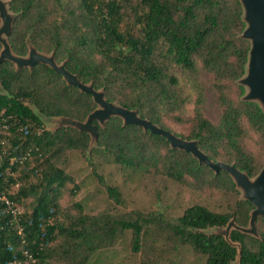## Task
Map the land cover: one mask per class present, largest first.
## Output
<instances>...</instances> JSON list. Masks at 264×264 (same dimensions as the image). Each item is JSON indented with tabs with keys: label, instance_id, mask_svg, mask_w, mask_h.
<instances>
[{
	"label": "trees",
	"instance_id": "16d2710c",
	"mask_svg": "<svg viewBox=\"0 0 264 264\" xmlns=\"http://www.w3.org/2000/svg\"><path fill=\"white\" fill-rule=\"evenodd\" d=\"M6 1L17 15L8 39L16 56L27 55L29 38L81 83L103 90L108 102L182 140L197 141L209 160L235 165L250 178L263 167L264 113L258 104L241 101L246 91L237 85L249 50L240 38L245 24L239 0ZM0 83V196L21 208L23 227L19 234L0 203V264L23 263L25 252L34 264H87L127 235L131 252L146 256L141 264H173L181 247L205 264L235 261L237 248L202 233L231 219L248 225L253 207L240 200L227 173L215 175L190 153L171 149L164 137L123 126L115 117L104 128L94 122L99 134L92 149L88 134L76 129L49 132L43 118L83 122L96 105L46 65L16 70L4 61ZM207 86L216 98L215 121L204 114ZM188 106L192 115L185 117ZM72 153L93 171L90 157L99 155L133 173L155 170L190 189L220 191L235 200L224 212L193 204L178 216L160 210L88 214L66 169ZM106 191L118 201L117 189ZM63 198L68 202L62 204ZM256 225L260 239L230 232L231 242L241 245L239 264H264V218Z\"/></svg>",
	"mask_w": 264,
	"mask_h": 264
},
{
	"label": "water",
	"instance_id": "95a60500",
	"mask_svg": "<svg viewBox=\"0 0 264 264\" xmlns=\"http://www.w3.org/2000/svg\"><path fill=\"white\" fill-rule=\"evenodd\" d=\"M242 7V20L245 28L240 38L249 43L245 74L238 80V84L245 89V94L241 98L243 102H253L258 104L264 113V0H239ZM8 1L0 0V64L4 61L11 62L16 70L22 68L32 69L41 64L46 65L55 73L60 75L67 86L77 88L81 93L90 95L96 105L83 122L75 121L66 117L43 118L46 129L49 132L57 131L61 128H73L88 134L90 138L89 148L97 147L98 128H101L113 117L121 119L123 126L135 125L150 131L154 135L164 137L171 149H177L190 153L199 164L207 166L215 175L225 172L233 181L236 190L240 193V200L249 202L253 209L246 227H239L231 219L225 227H214L202 231L205 235L221 236L234 248H237V256L232 264H239L241 245L232 243L230 232L239 231L255 239H260L257 230V220L264 218V165L259 173L250 178L246 173L240 171L235 165L223 162H214L198 148L195 140H182L181 138L169 133L157 125L138 116L134 110H128L116 103L108 102L104 97L103 90H95L92 84L81 83L77 76L70 73L65 68V63L57 64L54 53L43 54L35 49L29 38L26 39L28 53L24 57L13 54L8 39L12 33L13 22L16 14L12 13L8 7ZM0 93H4L0 83Z\"/></svg>",
	"mask_w": 264,
	"mask_h": 264
},
{
	"label": "rangeland",
	"instance_id": "374dc122",
	"mask_svg": "<svg viewBox=\"0 0 264 264\" xmlns=\"http://www.w3.org/2000/svg\"><path fill=\"white\" fill-rule=\"evenodd\" d=\"M203 80L208 85V78L203 77ZM217 113L215 95L207 86L204 114L210 120L215 121ZM191 115L192 106H188L185 117ZM180 131L183 132L184 128ZM249 146L253 153H259L256 144L249 142ZM91 157L95 171L76 153L69 156L66 168L79 186L76 200L83 204L85 212L88 214H99L108 210L143 213L160 210L166 214L178 216L193 204L204 205L213 211L224 212L226 206L231 205L235 200V197H225V194L220 191L190 189L181 182L158 174L155 170L133 173L113 163H107L108 161L99 155H91ZM106 187L117 189L119 192L118 201L109 197ZM61 202L65 204L68 199L63 198ZM129 238L127 235L125 242H121L112 249L96 253L87 264H141L144 260L147 262L146 256L144 258L142 253L131 252L128 248ZM173 264L205 263L203 257L196 256L189 247H181L177 260Z\"/></svg>",
	"mask_w": 264,
	"mask_h": 264
},
{
	"label": "built area",
	"instance_id": "2783aa9c",
	"mask_svg": "<svg viewBox=\"0 0 264 264\" xmlns=\"http://www.w3.org/2000/svg\"><path fill=\"white\" fill-rule=\"evenodd\" d=\"M0 203L4 205V212L10 216V222L17 226L18 233L21 234L23 232V227L20 224V216L22 215L21 208L16 206L11 200H9L4 195L0 196ZM24 257L25 260L23 261V263L16 260L8 264H34L35 260L32 258L31 254L25 252Z\"/></svg>",
	"mask_w": 264,
	"mask_h": 264
}]
</instances>
